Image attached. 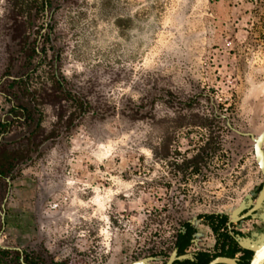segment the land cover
Instances as JSON below:
<instances>
[{
  "label": "rangeland",
  "instance_id": "374dc122",
  "mask_svg": "<svg viewBox=\"0 0 264 264\" xmlns=\"http://www.w3.org/2000/svg\"><path fill=\"white\" fill-rule=\"evenodd\" d=\"M23 19L0 0V142L30 131L12 120L31 106L13 81L51 61L70 94L42 126L56 129L58 106L72 121L0 180V246L38 264H128L260 182L252 140L226 122L264 125V0H50L26 24L30 63L13 37Z\"/></svg>",
  "mask_w": 264,
  "mask_h": 264
},
{
  "label": "trees",
  "instance_id": "16d2710c",
  "mask_svg": "<svg viewBox=\"0 0 264 264\" xmlns=\"http://www.w3.org/2000/svg\"><path fill=\"white\" fill-rule=\"evenodd\" d=\"M49 2L50 0H13V6L17 8L19 16L24 18L21 22L22 26L18 30H14L13 37L20 38V48L26 63H30L34 56L40 58L36 46L25 42L26 24L29 25L32 20L37 19ZM58 70L59 66L51 61L49 69L44 71L46 77L39 74L34 75L37 68H28L19 80L13 81L17 84L10 95L18 100L26 98L27 103L31 106L12 105L10 108L12 120L18 122L22 127L30 128V131L14 143L3 144L0 142V180L4 182V185H7V178H12L16 166L29 159L31 154L38 150L42 142L51 138L59 128L64 127L68 130L71 127L72 117L63 119L62 106H58L56 129L46 133L42 126V108L47 104L60 103L65 92L70 94L65 85V80L60 76ZM37 115L40 117H36ZM10 127L9 122L0 120V133L9 132ZM169 154L170 148L167 145L165 155ZM206 216L210 217L209 215ZM186 239L188 243L189 237L187 236ZM37 260L43 261L39 255L23 254L17 249L0 246V264H38Z\"/></svg>",
  "mask_w": 264,
  "mask_h": 264
},
{
  "label": "flooded vegetation",
  "instance_id": "af4514ba",
  "mask_svg": "<svg viewBox=\"0 0 264 264\" xmlns=\"http://www.w3.org/2000/svg\"><path fill=\"white\" fill-rule=\"evenodd\" d=\"M260 175V182L243 194L228 211L198 214L177 226L169 245L146 246L143 257L148 264H208L216 257L233 258L237 264H249L253 251L240 242L249 246L264 243V198L259 207L253 210L262 188L261 172ZM247 195H250V202ZM241 202H244V208L231 217L232 211ZM250 210L251 213L245 215ZM173 251L175 256L169 263Z\"/></svg>",
  "mask_w": 264,
  "mask_h": 264
},
{
  "label": "water",
  "instance_id": "95a60500",
  "mask_svg": "<svg viewBox=\"0 0 264 264\" xmlns=\"http://www.w3.org/2000/svg\"><path fill=\"white\" fill-rule=\"evenodd\" d=\"M226 123H227V126L231 130L236 132L237 134L242 135V136H248L252 140V149H253L254 158H255L256 163H257V165L260 169V172L262 174V188L258 194L257 202L253 207V210H254L257 207H259L260 202L264 198V148H263V145H264V125L261 128V130L259 131V133L254 135L252 132L239 131V130L233 128L229 122H226ZM7 181H9L8 178H7ZM246 198L249 199V202L251 201L250 195H247ZM243 208H244V202H241L240 205L232 211L231 217H234V215H236ZM251 211L252 210L248 211L245 215L250 214ZM240 243L245 248H250L253 251V256H252L249 264H264V243L263 242H261L258 246H249V245L243 243V241ZM174 256H175V251H173V254L170 258L169 263L171 262V260L173 259ZM216 263L237 264L236 259L227 258V257H216L215 259L210 261L208 264H216ZM128 264H148V262H147L146 258L142 257V258L133 260V261L129 262Z\"/></svg>",
  "mask_w": 264,
  "mask_h": 264
},
{
  "label": "built area",
  "instance_id": "2783aa9c",
  "mask_svg": "<svg viewBox=\"0 0 264 264\" xmlns=\"http://www.w3.org/2000/svg\"><path fill=\"white\" fill-rule=\"evenodd\" d=\"M66 202H67V197L64 196V197H62V199H61L60 201H53V202H50V203L48 204V208H49L50 210H59V209H61V207H62L64 204H66Z\"/></svg>",
  "mask_w": 264,
  "mask_h": 264
},
{
  "label": "crops",
  "instance_id": "0c3cea01",
  "mask_svg": "<svg viewBox=\"0 0 264 264\" xmlns=\"http://www.w3.org/2000/svg\"><path fill=\"white\" fill-rule=\"evenodd\" d=\"M66 211H67L66 208H64L63 213ZM59 212H60V210L59 211L58 210H50V213H51L52 218L54 220H57Z\"/></svg>",
  "mask_w": 264,
  "mask_h": 264
}]
</instances>
